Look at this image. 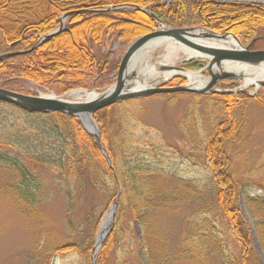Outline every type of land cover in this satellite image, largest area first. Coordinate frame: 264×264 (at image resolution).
<instances>
[{
	"label": "rangeland",
	"instance_id": "rangeland-1",
	"mask_svg": "<svg viewBox=\"0 0 264 264\" xmlns=\"http://www.w3.org/2000/svg\"><path fill=\"white\" fill-rule=\"evenodd\" d=\"M169 1L171 0L165 1L163 5L170 4ZM204 1L264 7V0ZM86 6L91 8L89 3ZM110 12L112 11L108 13ZM58 23L59 26L54 31L60 29L61 17ZM64 25L66 29L69 28L68 19ZM192 28L204 30V34L213 33L201 27ZM168 30V25L156 24L153 31ZM126 32L124 29H118L113 35L105 36L101 44L93 45V53L100 61L115 62L120 66L129 46L136 40L128 42L123 39L121 36ZM263 38L264 33L259 36L262 41L258 44L255 42L254 51H264ZM237 40L243 48L253 41H244L243 44L238 38ZM164 55L166 53L162 49L155 54L153 64L157 68L167 65L184 68L187 63L193 62L181 64L185 58L168 61L164 59ZM199 62L203 64V60ZM203 74L208 76L207 73ZM117 78L118 71L111 77L99 79L98 84L102 86L100 88L72 91L84 90L100 95L115 85ZM167 81L154 82V86H178L187 83L182 77ZM229 82L218 83L214 90L225 92L242 89V82ZM18 83L20 84L17 91L28 96L63 97L69 93L56 95L31 82ZM263 89L260 88L258 92H264ZM246 92L249 96L242 95L245 99L240 101L233 113L237 130L225 146L226 171L234 179L237 190L236 200L231 207L233 210L229 206L226 213L217 200H214L221 187L218 182L220 178L212 172L211 156L214 148L209 147L220 125L227 124L226 120L228 121L222 99L214 97L213 93L203 96H154L127 101L101 112L98 119L104 121L107 131L116 136L117 141L127 140L131 161L134 165L140 164L144 171L152 173L149 180L152 188L155 194L162 195L163 206L156 210H147L148 214L144 217L148 225L151 256H147L144 250L143 228L134 218L132 204L125 199L127 196L123 198L121 184L120 189L117 187L121 195L116 206L118 193L114 199L107 198L104 192L92 191L87 183L79 182L78 173L63 174L57 168L62 156L57 152L56 143L53 144L51 133L43 123L32 118L39 114H28L29 117L27 113L0 103V139L13 145V153H26L24 161L33 180L31 188L40 202L38 219L27 215L17 197L18 186H21L18 175L11 169L0 166V264H44L38 259L37 252L39 253V249L44 245L54 248L66 242L69 234L67 215L71 208H74V241L78 244L77 251L73 250L62 256L56 255L51 264H85L79 251L80 243L83 238H91V242L95 243L101 224L107 221L112 207L116 208V213L111 232L115 228V218L119 215L121 236L124 239L116 245V252L119 256H125L128 251L125 242L127 233L132 234V264H148L149 261L154 264H264V104L259 102L258 96H250V93L255 92V88H247ZM94 120L99 128L97 120ZM101 141L108 152L102 137ZM118 145L122 156L125 146ZM37 155L50 156L57 163L45 165L29 161V156ZM125 169L119 166L118 171L123 173ZM216 182L218 187L215 186ZM190 183L195 185H189ZM114 188L116 191V187ZM81 191L85 193L80 194ZM175 191H178L182 200L176 209L169 204L170 194ZM71 195L75 198L74 207L70 205ZM133 195L134 200L139 201L137 193L134 192ZM233 215L237 216L240 223L238 228L231 219ZM94 222L98 225L95 226ZM211 233L215 239L210 236ZM242 237L243 243L240 241ZM185 242L200 249V253L194 252L191 257H187L182 250ZM84 248L85 245L81 249Z\"/></svg>",
	"mask_w": 264,
	"mask_h": 264
},
{
	"label": "trees",
	"instance_id": "trees-1",
	"mask_svg": "<svg viewBox=\"0 0 264 264\" xmlns=\"http://www.w3.org/2000/svg\"><path fill=\"white\" fill-rule=\"evenodd\" d=\"M165 1L167 0H96L95 2L0 0V55L31 50L41 37L59 26L58 21L66 12L84 9L87 7V3H89V7L101 10L90 14L72 15L68 19L69 28L59 35L47 40L29 53L0 60V87L19 92L17 91L19 81L22 83L31 82L56 95L76 89L102 87L98 84L100 83L99 79L115 75L119 65L115 62L100 61L92 51L93 45L101 44L105 36L113 35L112 33L118 29L127 31L121 37L129 42L151 33L156 28L154 19L136 10L130 12L119 10L110 13L103 11L112 7L138 6L146 8L155 18L165 22L171 28L201 27L218 34L230 33L243 44L244 41L250 42L255 38L257 39L256 44L262 41L259 39V36L264 33V7L262 6L224 5L204 0H171L170 4L163 5ZM236 19L240 20L236 21ZM184 68L200 70L202 65L199 61H193L187 63ZM230 82L238 84L236 81ZM174 85L176 84H171V86ZM258 97L260 98L259 102L264 104V92H259ZM220 98L224 101V112L228 121L226 120L227 124L220 125L213 140L210 141L209 147L214 148L211 156L212 172L220 178L218 182L221 187L214 200H217L226 213V210L231 208L232 203L236 200L237 190L234 179L226 171L225 146L237 130V123L233 117L234 110L245 98L234 95H225ZM100 114L101 112L95 116V119L109 152L113 170L109 168L102 155L99 140L89 135L77 119L61 114L35 115L32 118L43 123L51 133L53 144L56 143L57 152L62 156L57 168L63 174L78 173L77 180L79 182L87 183L92 191L104 192L107 195L105 197H110V199L116 197L118 184H121L123 198L127 196L125 199L132 204L134 218L143 228L144 250L147 256H151L152 248L149 241L148 225H146L144 217L148 214L147 210H156L163 206L162 195L155 194L152 188L149 181L152 173L144 171L140 164L134 165L131 161L127 140L117 141L118 138L107 131L104 121L98 119ZM28 116L30 117V115ZM118 144L125 146L122 156L119 153ZM12 148L11 143L0 139V166L11 169L18 175L21 184L17 190L19 203L27 215L38 219L40 202L39 197L33 193L31 188L33 180L24 161L26 153L15 154L12 152ZM29 161L45 165L57 163L47 155L29 156ZM119 166L126 168L123 173L118 171ZM214 178L216 177L214 176ZM218 182L215 184L216 187H218ZM191 184L195 185L193 183L189 185ZM114 187H116V191ZM134 192L137 193L139 201L134 200ZM82 193L85 192L81 191L80 194ZM109 194L110 196H108ZM180 197L178 191L172 192L169 204L175 209L178 208L182 203ZM74 199L71 195L70 205L73 207L76 203ZM231 210L233 209L231 208ZM73 214L74 208H71L67 215L68 239L63 245L54 248L44 245L39 249V253L36 249L35 252L39 255L38 259L44 264L46 262L51 264L52 258L56 255L62 256L70 251H77L78 244H75L74 241L76 228L73 223ZM231 219L235 227H240L237 216L233 215ZM89 220L88 217L87 221ZM120 222L121 218L117 215L114 223L115 228L102 246L100 253L96 255L95 264H132V252H130L132 249L130 235L132 234L127 233L125 242L128 249L127 246L125 247L128 251L125 256H119L116 252V245L124 240L121 236ZM94 225L97 226L98 223L94 222ZM240 233L239 231V235ZM210 236L215 239L213 233ZM90 239L83 238L79 246L81 258L85 264H92L95 243L93 244L91 242L93 239ZM242 240L243 237L240 241L242 242ZM84 245L85 248L82 250ZM182 250L187 257H191L194 252L200 253L201 251L187 242L183 245ZM148 264L154 263L149 261Z\"/></svg>",
	"mask_w": 264,
	"mask_h": 264
},
{
	"label": "water",
	"instance_id": "water-1",
	"mask_svg": "<svg viewBox=\"0 0 264 264\" xmlns=\"http://www.w3.org/2000/svg\"><path fill=\"white\" fill-rule=\"evenodd\" d=\"M133 8L138 12H142L153 17L160 25L164 26L165 23L158 21L154 16H152L149 11L143 9L138 6H120V7H113L108 9L107 11H117L124 8ZM99 12L95 9H82L77 11H71L65 13L61 17V27L60 29L44 36L31 50L24 51V52H17L12 53L9 55L0 56V60L14 57L18 55H23L25 53H29L39 47L40 45L44 44L47 40L59 35L61 32L64 31V22L71 17L72 15L77 14H89ZM166 25V24H165ZM196 29H170L168 31H153L150 34L142 36L136 39L128 48L126 54L124 55L123 59L121 60L120 67L118 70V78L115 85L109 88L103 94H97L98 96L90 101H68L66 98L70 95L76 94L78 92H85L82 90L70 92L63 97L57 98L52 95V97L46 96H28L16 92H12L9 90H5L0 88V103H4L10 106H13L19 110H22L29 114H52L58 113L70 118H76L80 124L83 126L84 130L91 136L96 137L100 141L102 154L106 161L108 162L110 168H112L111 160L109 157L108 152L105 150V147L101 141V135L99 132V128L95 123L94 116L107 108H110L114 105L135 100V99H142V98H149L156 95H173V94H195V95H204L208 93H217L214 90L216 85L223 80L228 79H235V80H242L243 81V88L246 89L248 87L255 88V92L250 93V96H255L260 88H264V76L257 75L255 77L256 84H247L245 80V76L241 75L240 73H234L230 71H225L222 69V66L225 63H234L237 65H244L247 68H254V67H264V51H251V47L253 43L256 41L254 40L249 46L243 48L240 43L238 42L237 38H235L231 34L227 35H218L215 33H206L204 36H197L193 34L196 32ZM167 37L176 41L181 45L189 47L199 53H201L208 62L205 70L209 72L210 77L208 78V82L201 87H194L191 86L190 83H187L183 86L178 87H165V86H143L135 90H127V86L129 85L130 81L133 79H137L136 72H129L131 68V64L136 59L138 53L141 51L143 47L150 41L161 38ZM199 37H203L205 39H212V40H224L228 37H231L237 43V49H229V48H221L215 45L203 46L197 44L196 39ZM194 39V40H193ZM193 59V58H192ZM192 59L186 60V62L191 61ZM215 68H218L219 71L217 73L213 72ZM161 71H165V73H172L175 71L184 72L183 68L174 67V66H163L160 68ZM203 70V71H205ZM200 72H193L192 74H200ZM187 72V71H186ZM247 76V75H246ZM175 77L171 74L170 79ZM244 92V90H240L239 93ZM231 94L236 93L232 91L223 92L222 94ZM120 193L118 194L116 200V206L118 205V200ZM116 213V208L112 207L111 212L107 216V221L101 224L100 230L96 237V242L94 246V251L99 252L101 246L109 236L111 232V227L113 225L114 216ZM92 264H95V259H93Z\"/></svg>",
	"mask_w": 264,
	"mask_h": 264
},
{
	"label": "bare ground",
	"instance_id": "bare-ground-1",
	"mask_svg": "<svg viewBox=\"0 0 264 264\" xmlns=\"http://www.w3.org/2000/svg\"><path fill=\"white\" fill-rule=\"evenodd\" d=\"M193 34L197 36H204V33L202 31H197V32H194ZM196 42H198L197 44L203 45V46L215 45L221 48H229L233 50L237 49V43L231 37H228L220 41L199 37V39H196ZM161 49L165 51L166 55H164V59L168 61L180 60L182 58H185L186 60L193 58L192 60L199 61L205 58L201 53L189 47L176 43V41H174L173 39H170L167 37H161V38L154 39L150 41L149 43H147L145 47L141 49V51L138 53L134 62L131 64V68L129 72L130 73L136 72L138 74V77L137 79H133L130 81L129 85L127 86V90H135V89H138L146 85L154 86L155 85L154 82L160 83V82H165L166 80H169L171 74H173L174 76H180L182 78H185L186 81H188L191 84V86H193V88L204 86L208 82L209 77L205 76L203 73L192 74L190 72L186 73V72H178V71H175L172 73L161 72L160 68H157L153 64L155 54L157 53V51ZM12 53H17V52H11V53L3 54L0 56L9 55ZM9 58H12V57H9ZM222 69L225 71L240 73L241 75L246 74L247 76L244 75L245 80L247 84L249 85L250 83L256 84L255 77L257 75L264 76V67L263 68L254 67L250 69V68L245 67L244 65H237V64L228 62L222 66ZM218 71L219 69L215 68L213 72L217 73ZM43 96L52 97V95H43ZM97 96L98 95L95 92L85 91V92H78L76 94L70 95L66 99L71 102L73 101L69 100L70 98H76L77 100L75 101H78V100L82 101L81 99H83L84 101L86 100L90 101L96 98Z\"/></svg>",
	"mask_w": 264,
	"mask_h": 264
},
{
	"label": "flooded vegetation",
	"instance_id": "flooded-vegetation-1",
	"mask_svg": "<svg viewBox=\"0 0 264 264\" xmlns=\"http://www.w3.org/2000/svg\"><path fill=\"white\" fill-rule=\"evenodd\" d=\"M231 95V94H230ZM234 96H238V95H234Z\"/></svg>",
	"mask_w": 264,
	"mask_h": 264
}]
</instances>
